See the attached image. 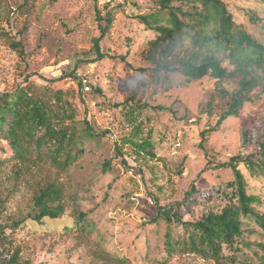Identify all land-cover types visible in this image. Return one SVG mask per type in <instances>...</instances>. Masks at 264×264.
I'll list each match as a JSON object with an SVG mask.
<instances>
[{
	"label": "rangeland",
	"instance_id": "rangeland-1",
	"mask_svg": "<svg viewBox=\"0 0 264 264\" xmlns=\"http://www.w3.org/2000/svg\"><path fill=\"white\" fill-rule=\"evenodd\" d=\"M21 4L0 0V92L24 85L25 76L37 92H63L62 100L76 107V129L82 137L77 149L83 153L60 177L66 191L64 213L36 224L29 218L33 205L27 177L16 176L9 148L0 142V264L16 249L21 260L32 264H217L194 254L166 252V241L182 238L186 231L177 221L158 216V209L178 212L184 222L225 206L215 190L223 189L232 175L218 166L231 156L257 150L264 134V91L255 89L237 117L216 127L227 98L215 89V81L205 77L184 82L175 74L155 71L156 63L147 58L156 34L135 16L156 11L157 0H125L109 9L99 7L97 0H36L28 12ZM229 4L235 21L256 34L244 12L253 9L262 16L258 1ZM108 11L112 23L99 47L109 58L97 61L93 40L106 26ZM12 42H21L22 59ZM223 66L233 69L228 61ZM77 74L89 77L92 90H102L105 103L92 90L83 94L64 82ZM222 86L230 93L238 89L236 79ZM129 98L131 125L123 119L124 110L113 108ZM138 139L150 141L155 158L133 152L127 142ZM240 170L248 194L261 199L257 209L264 212V180L251 177L242 165ZM192 185L200 193L182 203ZM78 213L85 215L82 225L76 223ZM247 226V242L264 241L262 230ZM239 247L240 259L251 256V249Z\"/></svg>",
	"mask_w": 264,
	"mask_h": 264
},
{
	"label": "trees",
	"instance_id": "trees-1",
	"mask_svg": "<svg viewBox=\"0 0 264 264\" xmlns=\"http://www.w3.org/2000/svg\"><path fill=\"white\" fill-rule=\"evenodd\" d=\"M35 1L22 0L20 8L28 12V7H33ZM230 1L157 0L156 11L135 16L146 29L156 34L147 49V58L156 63L155 71L175 74L184 82L205 77L215 81V89L227 98V107L218 118L216 127L229 117H237L244 104L250 102L249 95L255 89L264 91V0H257L263 9L262 16L253 9L244 12L256 34L251 33L244 23L235 21ZM103 20L106 26L100 28V35L93 40L97 61L109 58L101 52L99 43L112 23L110 11ZM11 46L22 59L24 50L21 42H12ZM225 61L232 66V70L223 66ZM230 79H236L238 86L232 93L222 86ZM62 93L49 88L37 92L27 76L24 77V85L10 92H0V142L9 148V159L15 162L16 176L19 179L27 177L24 181L32 192L33 205L29 218L36 224L44 220L55 221L64 213L66 191L60 177L83 153L82 149H77L82 137L77 134L76 107L73 101L62 100ZM91 93L105 103L102 90L94 88ZM131 102L129 98L113 105L120 112L124 110L123 119L129 125L133 123L130 116L133 109H126ZM135 111L140 115L141 108L138 106ZM85 126L87 129L86 123ZM137 131L138 128H135V138L138 137ZM205 133L204 130L202 135ZM245 137L246 134L243 135V147ZM127 143L136 154L155 158L150 150V141L138 139ZM241 165L251 177L264 180V134L255 152L231 156L218 166L228 169L232 175L223 189L215 190L226 200L219 212L210 211L194 221L183 222L178 212L158 209V216L164 217L168 223L177 221L186 231L184 237L166 241V252L194 254L212 259L217 264H264V241L251 243L244 239V233H250L249 223L264 232V212L257 209L261 199L247 192V180L240 170ZM109 166V162L103 164L104 169ZM199 193L192 185L182 203L194 200ZM84 217V214L78 213L76 223L82 225ZM240 245L252 250L250 257L239 258L242 251ZM225 251L230 254L225 255ZM1 264L32 262L21 260L16 249Z\"/></svg>",
	"mask_w": 264,
	"mask_h": 264
},
{
	"label": "built area",
	"instance_id": "built-area-1",
	"mask_svg": "<svg viewBox=\"0 0 264 264\" xmlns=\"http://www.w3.org/2000/svg\"><path fill=\"white\" fill-rule=\"evenodd\" d=\"M125 0H97L99 7L109 9L114 5L120 4ZM67 85H72L76 91H81L83 94L90 92V81L86 74H77L75 76H68L64 79Z\"/></svg>",
	"mask_w": 264,
	"mask_h": 264
}]
</instances>
